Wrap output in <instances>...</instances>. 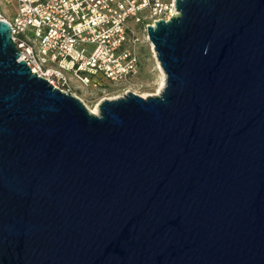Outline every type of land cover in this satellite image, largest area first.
<instances>
[{"label":"water","instance_id":"1","mask_svg":"<svg viewBox=\"0 0 264 264\" xmlns=\"http://www.w3.org/2000/svg\"><path fill=\"white\" fill-rule=\"evenodd\" d=\"M165 80L90 112L0 20V264H264V0H175Z\"/></svg>","mask_w":264,"mask_h":264},{"label":"built area","instance_id":"2","mask_svg":"<svg viewBox=\"0 0 264 264\" xmlns=\"http://www.w3.org/2000/svg\"><path fill=\"white\" fill-rule=\"evenodd\" d=\"M12 40L31 71L65 93L133 77L139 58L133 28L177 14L175 0H11ZM74 95V94H72Z\"/></svg>","mask_w":264,"mask_h":264},{"label":"rangeland","instance_id":"3","mask_svg":"<svg viewBox=\"0 0 264 264\" xmlns=\"http://www.w3.org/2000/svg\"><path fill=\"white\" fill-rule=\"evenodd\" d=\"M16 5L11 0H0V14L10 21ZM144 24H138L133 28L131 37L134 39L132 50L139 58L137 73L128 80L119 83H104L101 87L91 89L82 87L74 80L70 81V91L92 113H98V104L104 99H116L128 92L143 98L159 95L164 87L165 76L156 60L151 42L148 40ZM163 84V85H162Z\"/></svg>","mask_w":264,"mask_h":264},{"label":"bare ground","instance_id":"4","mask_svg":"<svg viewBox=\"0 0 264 264\" xmlns=\"http://www.w3.org/2000/svg\"><path fill=\"white\" fill-rule=\"evenodd\" d=\"M163 85V84H162Z\"/></svg>","mask_w":264,"mask_h":264}]
</instances>
